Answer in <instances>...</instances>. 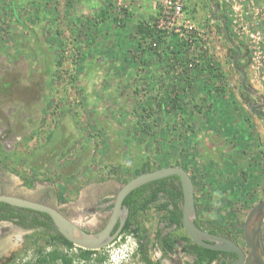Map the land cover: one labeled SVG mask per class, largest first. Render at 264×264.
<instances>
[{
	"label": "rangeland",
	"instance_id": "374dc122",
	"mask_svg": "<svg viewBox=\"0 0 264 264\" xmlns=\"http://www.w3.org/2000/svg\"><path fill=\"white\" fill-rule=\"evenodd\" d=\"M214 2L247 84L264 95V0ZM212 9L211 0H0L7 189L46 200L95 232L127 181L177 166L193 177L200 227L222 226L246 252L245 217L264 198V119L240 95L235 52ZM139 24L150 28L139 33ZM163 203L160 195L137 211L99 250L101 264H145L144 252L158 264H193L201 246ZM6 225L8 264H36L53 249L77 262L75 247L44 230L19 234L15 245L18 228ZM261 231L264 240V223Z\"/></svg>",
	"mask_w": 264,
	"mask_h": 264
},
{
	"label": "water",
	"instance_id": "95a60500",
	"mask_svg": "<svg viewBox=\"0 0 264 264\" xmlns=\"http://www.w3.org/2000/svg\"><path fill=\"white\" fill-rule=\"evenodd\" d=\"M211 5L213 9L210 17L214 20L222 21L223 35L236 51V55L232 59V67L241 76V89L249 96L258 99V103L247 102V107L253 114L264 119V95L255 88L248 86L245 69L238 65L241 51L239 46L230 37L226 24L227 18L222 14L216 15L219 7L214 0H211ZM173 175L178 177L182 191L181 222L188 237L195 244L215 251L235 253L236 258L226 264H264V248L261 235L262 224L264 223V198L252 205L246 214L243 227V236L246 244L245 252L233 238L209 232L196 224L197 212L193 181L184 169L177 166L146 171L127 181L117 191L112 211L105 225L95 232L84 230L59 210L44 203L6 194H0V202L46 213L59 233L73 245L84 249L100 250L111 244L120 235L128 216V208L122 203L125 196L143 184ZM116 225L117 227L114 229Z\"/></svg>",
	"mask_w": 264,
	"mask_h": 264
},
{
	"label": "trees",
	"instance_id": "16d2710c",
	"mask_svg": "<svg viewBox=\"0 0 264 264\" xmlns=\"http://www.w3.org/2000/svg\"><path fill=\"white\" fill-rule=\"evenodd\" d=\"M150 25H143L139 24L137 26V31L139 33H145L147 29L149 30ZM230 51H234L236 55V51L234 49H230ZM234 55V56H235ZM238 65L240 67H243L240 62H238ZM249 87H251L248 84ZM241 97L247 103V101L250 100V96L243 91H241ZM193 178V177H191ZM162 196L164 198L163 205H168L170 208V212L172 214L171 220L173 222H181V209H182V191L181 186L178 180V177L176 175L168 176L165 178H161L158 180H154L151 182H148L146 184L141 185L140 187L132 190L129 192L125 198L123 199V205L128 208V216L127 220L123 226V230H126L129 226V219L139 210L144 209L145 206H147L150 202L156 200V198H159V196ZM0 208H3L4 210H7V213L0 212V219H12L14 215H10L9 210L15 209L13 206H10L9 204L5 202H0ZM19 211L27 210L30 215V221L26 222L23 220V218H28L26 214H17L20 219L16 220V222L20 225L31 227V226H37V225H43L45 229V233L49 235L51 239L59 240L62 244H64L67 247H75L79 252L77 254V262L75 264H101L105 259V254H99V250H90V249H84L78 246H74L70 241H68L66 238H64L59 231L54 226L51 218L44 213L38 212V211H32L27 208H16ZM40 215H44L46 221L41 220L39 217ZM23 217V218H22ZM196 224L200 227L199 221L196 218ZM209 226L212 231H221V232H228L225 230L222 226L209 223ZM157 243L161 247L162 251H168L172 248V243L170 241L161 240L159 238V235L157 236ZM199 257L194 261L195 264H202V261L207 259L209 262L220 253L219 251L202 248L200 247L198 249ZM96 255L95 259L91 258L92 255ZM10 259V257H9ZM9 259H7L2 264H8ZM142 260L145 264H158L151 260V258L144 252L142 255ZM60 262L61 264H71L73 261V257L69 256L67 254H61L56 249H53L49 251L48 253L42 255L41 258H39L38 262L36 264H57V262ZM193 263V264H194ZM23 264H30V263H23Z\"/></svg>",
	"mask_w": 264,
	"mask_h": 264
},
{
	"label": "flooded vegetation",
	"instance_id": "af4514ba",
	"mask_svg": "<svg viewBox=\"0 0 264 264\" xmlns=\"http://www.w3.org/2000/svg\"><path fill=\"white\" fill-rule=\"evenodd\" d=\"M257 99V98H256ZM247 102H251V103H258V99H257V102H252L251 100H249V101H247ZM1 177H3V178H1ZM0 194H6V195H14V196H17V197H21V198H25V199H29V200H33V201H37V202H40V203H44V204H47V205H49V206H53L52 204H50L49 202H46V200H43V199H35V198H31V197H27L26 195H22V194H20V193H18V192H14V191H10V190H8L7 188H8V186H10V184H11V179L9 178V175H7L5 172H4V170L3 169H1L0 168ZM10 206H13V205H10ZM15 207V209H11V210H9V213H10V215H14L13 216V218L12 219H0V224L2 223V224H7L5 227H6V229H11V228H18V235L19 234H27V233H30V232H33V231H36V230H44L45 231V229H44V226L41 224H39V225H37V226H31V227H26V226H23V225H20V224H18L17 222H16V220H18V219H20V217L17 215V214H26L27 216H28V218H23V220L25 221V223L26 222H29L30 221V218H31V215H30V213L27 211V210H23V211H19L18 209H16V208H21V207H17V206H13V208ZM54 207V206H53ZM55 208V207H54ZM28 209V208H27ZM29 210H32V209H29ZM57 210H59V209H57ZM32 211H36V210H32ZM60 211V210H59ZM0 212H5V213H7V210L5 209H3V208H0ZM38 212H40V211H38ZM41 213H43V212H41ZM44 214H46V213H44ZM40 218H41V220H43V221H46V220H48V219H46L45 218V216L44 215H40L39 216ZM127 220V219H126ZM9 224H11L13 227H11ZM263 225V224H262ZM116 227H117V225L114 227V229H116ZM113 229V230H114ZM12 230H14V229H12ZM15 230H17V229H15ZM122 230H123V228H122ZM122 230H121V232H122ZM120 232V233H121ZM209 232H212V233H215V234H219V235H223V236H228V237H230L231 238V236L229 235V233L227 232H221V231H212L211 229L209 230ZM261 235H262V240H263V232L261 231ZM19 237H21V239H22V236L21 235H19ZM13 238H15V235H14V237ZM16 239V241H15V245H17L18 244V242L20 241V238H15ZM18 241V242H17ZM264 241V240H263ZM12 243V242H11ZM8 248V246L9 245H7V240H6V238H5V236H1L0 237V264H2V263H4L7 259H9V257L12 255V253L14 252V250L13 251H11L10 252V254L9 255H6L7 257L6 258H4V256H5V254L7 253V251H5L6 249V247ZM9 248H10V246H9ZM8 248V249H9ZM13 249V248H12ZM9 250H11V249H9ZM8 250V251H9ZM220 253H219V255H218V257H219V260H217V261H215V264H226V263H228V262H230V261H232L233 259H235L236 258V254L235 253H233V252H224V251H219ZM221 255H224L225 256V258H223V257H221ZM3 258V259H2Z\"/></svg>",
	"mask_w": 264,
	"mask_h": 264
},
{
	"label": "bare ground",
	"instance_id": "6f19581e",
	"mask_svg": "<svg viewBox=\"0 0 264 264\" xmlns=\"http://www.w3.org/2000/svg\"><path fill=\"white\" fill-rule=\"evenodd\" d=\"M244 227V226H243ZM17 238H20L19 235H16Z\"/></svg>",
	"mask_w": 264,
	"mask_h": 264
}]
</instances>
